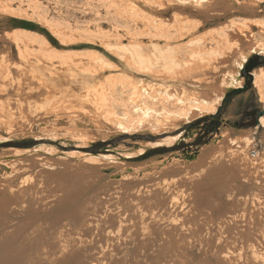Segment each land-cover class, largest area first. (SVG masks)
I'll list each match as a JSON object with an SVG mask.
<instances>
[{"label": "rangeland", "instance_id": "1", "mask_svg": "<svg viewBox=\"0 0 264 264\" xmlns=\"http://www.w3.org/2000/svg\"><path fill=\"white\" fill-rule=\"evenodd\" d=\"M256 46H264V0H0V264H181L176 248L160 247L156 235L138 233L139 227L133 233L122 227L113 251L102 260L97 244L114 229L120 201L150 196V189L157 198H167L166 188L174 193L181 177L210 158L234 152L237 156L228 161L233 180L244 182L243 169L250 167L254 170L248 173L258 169L263 181L259 118L264 100L253 87L252 71L264 68V52L250 51ZM166 48L177 58L173 70L155 59ZM134 49L150 60L147 72L133 63ZM241 55L247 57L239 67L242 85L226 90L214 113L120 123L118 118L133 119L132 100L142 89H169L185 100L200 95L196 83L220 89ZM250 60L255 65L244 73ZM134 87L138 96L132 95ZM150 162L163 165L143 169ZM119 170L126 176L115 178ZM32 181L41 183L34 186V195ZM215 185L205 192L221 202L208 212L217 219L226 198ZM63 193L73 198L68 217L56 222L55 213L37 212ZM164 204L149 202V214L159 207L169 216ZM139 206L134 214L140 219ZM90 217L105 230L95 237L86 232ZM67 219L70 230L80 229L83 236H76V249L68 252L55 243ZM188 253L182 264L224 262L213 257V250Z\"/></svg>", "mask_w": 264, "mask_h": 264}, {"label": "bare ground", "instance_id": "2", "mask_svg": "<svg viewBox=\"0 0 264 264\" xmlns=\"http://www.w3.org/2000/svg\"><path fill=\"white\" fill-rule=\"evenodd\" d=\"M84 5H85V3H84ZM98 9H101V8H98ZM105 11H107V9H105ZM113 13H115V12H113ZM36 14H37V11H36ZM37 19H39V18H37ZM42 19H44V18H42ZM129 20H130V18H129ZM66 23H68V22H66ZM129 23H131V22H129ZM103 25H105V23ZM124 25H125V23H124ZM154 33L155 32H153V33L151 32V34H154ZM136 34H135V36H136ZM130 37H132V36H130ZM130 37H128V38H130ZM143 38H145V37H143ZM167 40L170 41L169 39H167ZM202 42H203V40H202ZM163 43H165V42H163ZM136 44H138V43H136ZM155 44H157V43H155ZM132 45H134V43ZM142 45H143V43H142ZM160 45L162 46V44H160ZM165 45H166V43H165ZM202 46H204V45H202ZM175 48H176V46H175ZM188 49L192 51V49H190V48H188ZM188 49H186V50H188ZM204 50H207V49H204ZM250 51H254L257 53L264 52V46H259V47L256 46L254 48H251ZM194 53H196V52L194 51ZM198 53H199V51H198ZM145 56H147V55H145ZM173 56H174L173 50L171 48H166V49L158 50V53L155 55V59L158 62V64H160V66H162L164 69H171L174 65H177V62L175 61V59H177V58L174 59ZM184 56H185V54H184ZM246 58H247L246 56L241 55L240 59H242V60L240 62H237L236 67L233 69V73L227 76L225 83H222V87H220V89H218V87L216 88V85H214V84L212 86V85L207 84V83H205V84L203 83L201 85H200V83H196V84H198V87H200V90L197 91V93H200V95L198 94L197 96H194L195 99L185 100V99L180 97L179 93H173L174 91L169 90V89L168 90H166V89L165 90L155 89V91L154 90L146 91L147 90V88H146V90L142 89L143 91L141 90L142 91L141 95L138 96L137 94H139V93L136 92L137 88L134 87V89H135L134 91L136 93H134V92H131V93H134L132 95L138 96V99L136 98L137 100H134L135 97L133 98V96H131L129 94L133 98V100H132V98L129 97L130 100L134 101L132 104V107H133L132 113H133L134 117L131 120H126L125 118H118V119H119L120 123H124L127 125H136L142 121H146L149 117H157L158 115H161V116H163V115H168V116L169 115H173V116L174 115L175 116L181 115L184 117V119L190 120V119H192V118H190L191 114H195V116L196 115H203V114H212L216 111L217 105H219L221 98H222V95L226 90H229L230 88H232L234 86H241L242 85V78L239 75V67L243 63V61L246 60ZM131 59H132L133 63L139 67L138 68L139 70H140V68L141 69L143 68V69H145V72H147L146 69L148 67H150V60H148L146 57L142 56L141 52L138 49H134L132 51ZM199 62H200V60H199ZM137 66H136V68H137ZM173 69H174V67L172 68V70ZM160 70H161V68H160ZM72 71H73V69H72ZM164 71H163V73H164ZM34 72L38 73L36 70H34ZM252 75H253V87L256 89V92L257 91L259 92L257 94H260L259 96H261V99L264 100V68L259 67V68L254 69L252 71ZM87 81H89V80H87ZM94 84H96V83H94ZM109 84H111V83H109ZM60 86H61V84H60ZM58 87H59V85H58ZM56 88H57V86H56ZM106 89L105 90L103 89V91L105 92ZM110 90H109V92H111ZM51 93L49 95H51L53 97H55L56 96L55 94H57V93H55V94L54 93L51 94ZM105 93H102V94L104 95ZM159 94L160 95L162 94V96H160ZM158 95L160 96V99L163 97L162 98L163 101L157 98ZM106 96H107V94H106ZM99 99H100V97H99ZM158 101H160V102H158ZM105 104H109V103H105ZM259 124L264 128V115L259 118ZM233 153L230 155H225L226 154L225 153L224 156L221 154L222 156L210 158L211 160H209L208 163L200 166V168H198L197 170H193V171L187 173L186 176L181 177L180 178L181 180L179 181L178 185L176 186L177 189L175 188L176 191L174 193H171L169 191L170 188L165 189V191L168 194V196H166L167 198H164L165 197L164 195L161 198H157V195L154 192H152L153 191L152 189H150L147 191L148 194L151 193L150 196L145 194L144 195L145 197L143 196L141 199L135 198L131 201V203L129 202V204H128V202L123 203L120 201V207H117V210L120 211V217L117 218V223L115 224V226L114 225L112 226V227H114V229L112 228V230L105 231L104 229H102V230L99 229L100 223L95 218L90 217L88 220L86 219L87 225H88L86 232H88L90 234V236L95 237L96 234L98 233V230L100 231V233L105 231L104 232L105 238H103L100 241V243L97 244L98 245V248H97L98 253L100 254L99 259L102 260V259L106 258L107 255L111 254V252L113 251V246L116 244V243H114V240H115V238H118L120 236L117 234H119V233L122 234V232H123V230L121 231L122 227L125 228V231H129L130 233L134 232V230H132V229L139 227L141 229L138 230V233L140 232L141 234L149 233L152 235H156L158 245L160 247L166 248L167 250L176 248L177 249L176 252L179 254V257H180L179 260H180L181 264L184 262H188L187 257L189 255L188 252L190 249H197V250H204V251L213 250V257H215V259L221 258L224 261V262H221V264H264V179L262 181V178L260 179V177H258L259 173H258V175L256 173V172H258L257 167H256L257 171L255 170L256 172H254V174L248 173V172H251V169L254 170L253 168L249 167V169H250L249 170L245 167L246 169L245 168L243 169L244 173L242 172L243 175L245 174L243 176L245 178V181L240 182V183L235 182L233 180L234 175L232 172H230L231 165L228 163V161L230 162V161L234 160V159H232V158H235L234 156H237V154L233 155ZM82 157L85 159H88V160L94 159L91 155H83ZM241 158H242V156H241ZM242 159H240V160L242 161ZM235 161H237V158L235 159ZM260 161H261V159H260ZM250 164H252V163H250ZM162 165H163V162H159V163L150 162L143 169H149V170L158 169ZM232 165H233V162H232ZM251 166H253V165H251ZM235 168H236V166H235ZM258 168L260 170V168H262V167H258ZM260 173H261V171H260ZM125 174H126V172L119 170L114 175V177L117 179H120L121 177H125L126 176ZM235 174H236V172H235ZM254 175H255V177H254ZM261 176H263L262 173H261ZM251 177H254V178H251ZM40 184L41 183H38L37 181H32L31 185H30V186H32L30 193L34 195V186L38 188V186H40ZM213 184H216L218 189H223V191L225 192V198H226L225 199L223 197V200L225 199V201H226L224 214L219 216V217L217 215V217H218L217 219L213 218L211 216L212 214L209 215L208 212H209L210 208L216 207L218 205L220 206L221 202H218L217 200H214V199H210L205 192V188L207 186H212ZM216 185H215V187H216ZM224 192H221V193H224ZM67 196H69V195L66 193H63L60 195H55L54 198L47 200V203H45L42 207H40V209H38L37 212L38 213H44V214H48L49 212H53L56 214L55 215L56 219H54V220L56 222L57 221L60 222L63 219V216H66V217L69 216V214L71 213L70 210L73 208V202H72L73 198H72V196L70 198H68ZM179 196H181V197L179 198ZM220 196H222V195H220ZM157 200L160 201L162 204L165 203L167 205L165 210L170 213L169 216H165V214H162L161 208H159V207L154 208L153 210H156V211L152 212L151 215L149 214V211H150L149 206L150 205H147V204L149 202H152V201L155 202ZM131 204H132V206H131ZM139 204H141V206H139V207L142 210V218H140V219L137 216H135V214H134L138 210L137 206ZM225 214H227V215H225ZM49 222L50 221L42 222V224L46 223L48 226V224H50ZM52 222H53V220H52ZM71 223L72 222L69 219H67L64 221L63 224L60 225L64 230L61 231V233L56 236V241H55V243L58 246L63 247L64 249L66 248L65 251L67 250V252L69 250L71 251L73 249H76L75 248V246L77 245V242H76L77 237L76 236L79 235V236L83 237L82 234L78 232L80 229H78V231L77 230H70L69 227H70ZM42 224H39V226L40 225L42 226ZM79 224L81 225V223H79ZM60 226H58V227H60ZM61 227L59 229H61ZM80 227L81 226H78V228H80ZM82 229H83V226H82L81 230ZM43 231L45 232V230H43ZM55 232L58 233L57 231H55ZM64 249H63V251H64ZM217 250H219V252L222 251L223 255L219 256L218 253L216 252ZM162 252H164L163 249H162ZM206 255H207V253H206ZM200 256H202V255H200ZM90 263L99 264V262H97V260H92ZM217 263L220 264V262H217Z\"/></svg>", "mask_w": 264, "mask_h": 264}, {"label": "trees", "instance_id": "3", "mask_svg": "<svg viewBox=\"0 0 264 264\" xmlns=\"http://www.w3.org/2000/svg\"><path fill=\"white\" fill-rule=\"evenodd\" d=\"M254 65H255V64H254V60H250V61H248L247 64H246V66H244V73H248L249 69L252 68ZM248 79H249V78H247V81H249ZM247 84H248V82H246V86H247ZM230 94H231V93H228L226 96L229 97ZM215 115H218V112H217ZM260 115H261V113L258 112V113L255 115V117H259ZM215 128H216V127H215Z\"/></svg>", "mask_w": 264, "mask_h": 264}, {"label": "water", "instance_id": "4", "mask_svg": "<svg viewBox=\"0 0 264 264\" xmlns=\"http://www.w3.org/2000/svg\"><path fill=\"white\" fill-rule=\"evenodd\" d=\"M230 90H231V89H230ZM228 91H229V90H227L226 93H227ZM226 93H225V94H226Z\"/></svg>", "mask_w": 264, "mask_h": 264}]
</instances>
